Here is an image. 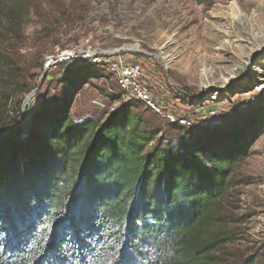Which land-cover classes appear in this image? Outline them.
<instances>
[{"label": "trees", "instance_id": "trees-1", "mask_svg": "<svg viewBox=\"0 0 264 264\" xmlns=\"http://www.w3.org/2000/svg\"><path fill=\"white\" fill-rule=\"evenodd\" d=\"M31 2L0 0V85L11 89L0 93V264H227L223 201L243 146L132 104L74 119V89L94 68L82 59L44 73L20 126L16 99L34 87L11 83L21 70L3 42L21 35ZM46 81L62 88L48 96Z\"/></svg>", "mask_w": 264, "mask_h": 264}, {"label": "rangeland", "instance_id": "rangeland-1", "mask_svg": "<svg viewBox=\"0 0 264 264\" xmlns=\"http://www.w3.org/2000/svg\"><path fill=\"white\" fill-rule=\"evenodd\" d=\"M21 31L18 37L6 35L3 42V47L12 48L9 53L21 70L17 78H11L13 85L31 82L28 86L38 88L44 73L55 79L61 68L45 67L48 58L63 50L80 55L90 39L92 51L135 58L147 71L190 94L206 90L230 101L220 124L184 128L191 134L218 132L222 137L231 132L237 145L243 146L223 201L235 231L224 252L227 264L239 258L264 264V0H32ZM92 58L83 59L94 68L74 89L70 106L74 119L92 114L105 118L132 104L131 110L144 119L154 117L165 123L133 99L126 100L107 66ZM46 84L41 92L49 88L48 96L62 88L56 81ZM35 87L24 109L28 93L16 99L23 114L20 126L38 94ZM9 91L0 85L1 94ZM92 100L103 106H94Z\"/></svg>", "mask_w": 264, "mask_h": 264}, {"label": "built area", "instance_id": "built-area-1", "mask_svg": "<svg viewBox=\"0 0 264 264\" xmlns=\"http://www.w3.org/2000/svg\"><path fill=\"white\" fill-rule=\"evenodd\" d=\"M84 45L86 48L80 51V55H74L71 50H63L49 57L46 63L55 65L70 58L83 60L93 57L94 62L107 66L114 75L119 86L125 91L126 100H136L161 119L181 127H212L220 124L228 114L231 102L215 93L205 90L200 95L190 94L171 80L146 71L140 61L126 59L120 53L110 56L104 54L106 52L100 54L92 51L90 39H86ZM94 52L97 55H91ZM92 104L96 107L103 106L97 100H92Z\"/></svg>", "mask_w": 264, "mask_h": 264}, {"label": "water", "instance_id": "water-1", "mask_svg": "<svg viewBox=\"0 0 264 264\" xmlns=\"http://www.w3.org/2000/svg\"><path fill=\"white\" fill-rule=\"evenodd\" d=\"M49 64L46 63V66L45 67H48ZM44 75V74H43ZM35 94V90L29 92L26 96H25V99H24V102H23V106L22 108L24 109L25 106L27 105V103L29 102V100L33 97V95Z\"/></svg>", "mask_w": 264, "mask_h": 264}]
</instances>
